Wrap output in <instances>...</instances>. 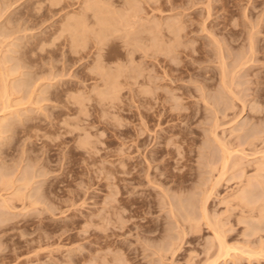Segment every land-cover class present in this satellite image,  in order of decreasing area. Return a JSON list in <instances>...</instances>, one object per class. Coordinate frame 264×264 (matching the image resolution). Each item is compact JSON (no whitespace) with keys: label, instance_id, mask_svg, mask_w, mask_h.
Here are the masks:
<instances>
[{"label":"rangeland","instance_id":"1","mask_svg":"<svg viewBox=\"0 0 264 264\" xmlns=\"http://www.w3.org/2000/svg\"><path fill=\"white\" fill-rule=\"evenodd\" d=\"M86 2L0 0V212L34 211V170L52 198L29 227L0 228V264H210L209 220L230 247L216 264H264V0ZM100 60L119 71L116 95Z\"/></svg>","mask_w":264,"mask_h":264},{"label":"bare ground","instance_id":"2","mask_svg":"<svg viewBox=\"0 0 264 264\" xmlns=\"http://www.w3.org/2000/svg\"><path fill=\"white\" fill-rule=\"evenodd\" d=\"M6 2H7V1H6ZM94 2H97V0H95ZM94 2H91L90 0H88V3L86 2L87 5L84 6L83 8H85V10H87V8L91 9V7L93 6L92 9H94L95 7H98V11H99V8L103 11L102 8L105 6L104 8H105V11H106V8H110V7L113 5V4L111 3L112 5L110 6V5L107 3L108 6H106V3H105V2H102V4H103V3L105 4V5H104V4L102 5V4H100L99 0H98L99 3H97V4L95 5ZM86 3H85V4H86ZM129 3H130V2H129ZM129 3H128L127 5H129ZM82 4H83V3H82ZM130 4H131V3H130ZM132 4H133V3H132ZM135 4L138 5V3H135ZM7 5H8V4H7ZM73 5H74V4H73ZM9 6H10V5H9ZM109 6H110V7H109ZM129 6L131 7V6H133V5H129ZM134 6H135V5H134ZM113 7H114V5H113ZM115 7H117V6H115ZM137 7H139V5H138ZM174 7H175V6H174ZM174 7H173V8H174ZM131 8H132V7H131ZM110 9H111V8H110ZM128 9H129V8L126 9L127 12H128ZM133 9H134V8H133ZM107 10H108V9H107ZM129 10H132V9H129ZM137 10H138V9H137ZM209 10H210V9H209ZM94 11H95V10H94ZM102 11H101V12H102ZM105 11H103V12H105ZM210 11H211V10H210ZM210 11H209V13H210ZM122 12H124V15H125V16H122L123 14H121L120 18L123 17L122 19L124 20L125 17H126V14H127V16H128V13H127V12L125 13V10H123ZM132 12H133V11H132ZM135 12H136V10H135ZM181 13H182V12H181ZM83 14H84V13H83ZM75 18H76V17H75ZM79 18H80V17H79ZM127 18H128V17H127ZM82 19H83V18H82ZM122 19L120 20V21H122L121 23H123V20H122ZM76 21H77V20H76ZM84 21H85V20H84ZM125 21L127 22L128 20L125 19ZM79 22H80V20H79ZM177 22H178V21H177ZM80 23H82V22H80ZM123 24H124V23H123ZM169 24H172V23H169ZM214 24H215V23H214ZM84 25H85V23H84ZM172 25H173V24H172ZM172 25H169V27L171 28ZM181 25H182V24H181ZM175 26H176V25H175ZM178 26H179V27H178ZM217 26H218V25H217ZM177 27L180 29L181 26H180V25H177ZM185 27H186V26H185ZM108 28H109V27H108ZM108 28H107V29H108ZM178 28L175 29L177 32H178V30H177ZM206 28H207V27H206ZM217 28H218V27H217ZM217 28H216V29H217ZM219 28H220V27H219ZM82 29H83V28H82ZM110 29H111V28H110ZM115 29H116V28H114V30H115ZM171 29L174 30L173 28H171ZM104 30L107 31V32H105L106 37L108 36L107 34L109 33V31H111V32L114 31V30L112 31V30H109V29H108V30H109V31H108V30H106L105 28H104ZM180 30H181V29H180ZM180 30H179V32L181 33L182 30H181V31H180ZM220 30H221V29H220ZM176 31H174L175 36H178V39H179V38H180V37H179V34H180V33L178 34ZM184 31H185V30H184ZM102 32H103V31H102ZM102 32H101V34H102ZM127 32H129V31H127ZM78 33H79V32H78ZM80 33H81V32H80ZM82 33H83V32H82ZM176 33H177V35H176ZM214 33H215V32H214ZM217 33H218V32H217ZM101 34L99 35L98 38H100V36H103V35H104V34H102V35H101ZM127 34H128V33H127ZM181 34H182V33H181ZM181 34H180V35H181ZM77 35H78V34H77ZM79 35H80V34H79ZM105 35H104V36H105ZM80 36H82V37H77V38H76V42H75V44H74V47H75V46H77V47L79 46V51H80L81 48H83V47L85 46V44L88 42V41L86 42V40H87L88 38H87V39H83L84 37L86 38L87 35L83 34V35H80ZM104 36H103V37H104ZM103 37H102V38H103ZM106 37H104V38H106ZM104 38H103V39H104ZM182 38H183V37H182ZM219 38H220V37H219ZM101 40H102V39H101ZM176 42H177V41H176ZM176 42H174L175 47H173V46H174L173 43L171 44L172 46H170V45H169L170 43H168L167 46L165 47V45H166L165 42H164V46L162 47V45H161L162 42H160V41H159V42L156 41V43L153 44V45H155V47H156V46H158V47L161 46V47H159V48H162V49H160V51H161V50L164 51V52H165V51H167V52H168V51H169V52L172 51L173 53H175V55H177V54L179 55V53H180V54L183 53V50H184V49H178V48H177V47H178L177 44H175ZM178 42H180V41H178ZM180 43H181V42H180ZM180 43H179V44H180ZM215 43H216V41H215ZM135 44L138 45V44H140V42L138 41V42H136ZM86 45H87V44H86ZM228 45H229V44H228ZM82 46H83V47H82ZM176 46H177V47H176ZM181 46H182V45H181ZM80 47H81V48H80ZM229 47H230V46H229ZM252 47H253V46H252ZM75 48H76V47H75ZM164 48H165V50H163ZM218 48H219V47H218ZM77 49H78V48H77ZM189 49H190V48H189ZM158 50H159V49H158ZM6 51H7V50H6ZM219 51H220V50H219ZM252 51H253V50H252ZM167 52H166V53H167ZM184 52H185V51H184ZM191 52H192V51H191ZM167 54H168V55H171V53H167ZM173 55H174V54H173ZM173 55H172V56H173ZM237 56H238V55H237ZM164 57H165V55H164ZM177 57H178V56H176V58H177ZM168 58H169V56H168ZM171 58H172V57H171ZM179 58H180V57H179ZM236 58H237V57H236ZM164 59H165V58H164ZM174 59H175V58H174ZM174 59H172V60H174ZM157 60H158V59H157ZM175 60H176V59H175ZM221 60H222L221 62L224 64V62H225V58L223 59V57H222ZM169 61H171V60H169ZM246 61H247L246 59H245L244 61H243V60H242V61L239 60L237 66H238V67H240V66L242 67V66L244 65V63H246ZM248 61H249V60H248ZM190 62H191V61H190ZM177 63H178V62H177ZM177 63H176V64H177ZM194 63H195V62H194ZM152 64H153V63H152ZM179 64H180V62H179ZM179 64H178V65H179ZM227 64H228V63H227ZM181 65H182V64H181ZM120 66L122 67L121 69H123V67H125V65H121V64H120ZM174 66H175V64H174ZM179 66H180V65H179ZM190 66H191V65H190ZM97 67H98V68H96V69L102 71V72H101V73H103L102 75H108L107 78H104V79H106L105 82L107 83V86H108V87H107L106 89H104V90H108V91H107V92H106V91H103V92H105L107 95H108V93H109V94L116 95V93H117L118 91H120V90H119V80L117 79V77H119V75L117 74V72L119 73V71L116 69V71H114L115 74H114V72L112 73L111 68H108L107 65H106L102 60L99 61V64L97 65ZM126 67H127V66H126ZM126 67H125V68H126ZM128 67H129V66H128ZM170 67H172V66H170ZM182 67H183V66H182ZM176 68H177V67H176ZM176 68H174V69H176ZM228 68H229V67H228ZM247 68H248V66H247ZM118 69L120 70V68H118ZM165 69H166V68H165ZM167 69H168V68H167ZM224 69H225V67H224V68L222 67V70H223V71H224ZM163 70H164V69H163ZM17 71H18V70H17ZM121 71H124V70H121ZM121 71H120V72H121ZM177 71H178V69H177ZM223 71H222V73H226V71H225V72H223ZM2 72H3V70H2ZM4 72H5V71H4ZM4 72H3V73H4ZM164 72H165V71H164ZM166 72H167V71H166ZM166 72H165V73H166ZM247 72H248V71H247ZM15 73H16V72H15ZM229 73H230V72H229ZM113 74H114V76H112ZM171 74H172V72H171ZM181 74H182V73H181ZM204 74H205V73H204ZM2 75L5 76L4 74H2ZM6 75H7V74H6ZM27 75H28V74H27ZM175 75H176V74H175ZM179 75H180V73H179ZM223 75H224V74H223ZM231 75H232V74H231ZM167 76H168V75H167ZM188 76H189V75H188ZM201 76H205V75L201 74ZM226 76H227V74H226ZM226 76L224 75V80H225V77H226ZM206 77H207V76H206ZM235 77H236V76H235ZM1 78H2V77H1ZM6 78H8V77H6ZM178 78H180V77H178ZM2 79H3V78H2ZM2 79H1V80H2ZM204 79H205V77H204ZM173 80H174V78H173ZM175 80H176V78H175ZM175 80H174V81H175ZM199 80H200V79H199ZM222 80H223V79H222ZM224 80H223V82H225V86H226V82H228L229 80H228V81H224ZM237 80H238V79H237ZM3 81H5V82H4V83H5V86H4V84H3V86H4V91H5V93H9L10 91L7 92V90H8V88H7V87H8V86H7V82H6L5 79H3ZM176 81H177V80H176ZM210 81H211V80H210ZM150 82H151V83H150V84H151L150 87H151L152 89H154L155 84H158L157 81L153 79V77L151 78ZM202 82H203V81H202ZM231 82H232V81H231ZM31 83H32V82H29V84H31ZM180 83H181V82H180ZM240 83H241V82H240ZM29 84H28V85H29ZM228 84L231 85L232 83L229 82ZM8 85H9V84H8ZM177 85H178V84H177ZM180 85H181V84H180ZM29 86H30V85H29ZM183 86H184V85H183ZM200 86H201V85H200ZM225 86H224V87H225ZM232 86H233V85H232ZM20 87H21V86H20ZM25 87H26V86H25ZM21 88H22V87H21ZM21 88L18 89V91H19V90H22ZM30 88H31V87H30ZM197 88H198V87H197ZM226 88H227V87H226ZM229 88H231V87H229ZM233 88H234V87H232V90L235 91ZM9 89H10V88H9ZM23 89H24V88H23ZM148 90H149V89H148ZM224 90H225V89H224ZM224 90H223V91H224ZM229 90H231V89H229ZM229 90L227 89V92H228ZM232 90L228 92V95L230 96V97H229V98H230V101H229L230 104H232V102L234 101V97L236 98V95L238 96V92H233ZM176 91H177V90H176ZM202 91H203V90H202ZM218 92H219V90H218ZM231 92H232V93H236V94H233V95H232ZM203 93H204V92H203ZM219 93H220V92H219ZM222 93H224V92H222ZM229 93H231V94H229ZM102 94H103V93H102ZM106 94H105V95H106ZM225 94H226V93H225ZM2 95H3V94H2ZM7 95H10V94H7ZM179 95H180V94H179ZM184 95H185V94H184ZM5 96H6V94H5ZM108 96H109V95H108ZM180 96H181V95H180ZM182 96H183V95H182ZM216 96H217V95H216ZM226 96H227V95H226ZM226 96L223 94V95H221L220 98L218 97V99L216 100V103H215V106H214V107H216V108L221 107V109H222V105H224V103H225V105H226L227 103H229V102H226V101H227V100L225 99ZM9 97H10V96H9ZM4 98H5V97H3V99H4ZM239 98H240V97H239ZM40 99H41V98H40ZM178 99H179V98H178ZM214 99H215V98H214ZM149 100H150V99H149ZM176 100H177V99H176ZM237 100H238V99H237ZM235 101H236V100H235ZM152 102H153V101H151V103H152ZM175 102H176V101H175ZM5 103H6V102H5ZM235 103H236V102H235ZM259 103H260V102H259ZM152 104H153V103H152ZM176 104H177L176 106H180V107H183V106H184V102H180L179 100H177ZM219 105H221V106H219ZM235 105H236V104H235ZM186 106H187V105H186ZM227 106L229 107V104H228ZM227 106H226V108H227ZM184 108H185V107H184ZM224 108H225V107H224ZM3 109H4V108H3ZM221 109H220V110H221ZM228 109H229V108H228ZM236 109H237V108H236ZM217 110L220 111L219 109L214 110V111H216V114H217V112H218ZM226 110H227V109H226ZM226 110H225V112H226ZM239 110H240V109H239ZM197 111H198V110H197ZM225 112H222V114H223V113L225 114ZM214 113H215V112H214ZM227 113H228V112H227ZM215 116H216V115H215ZM217 116H218V114H217ZM224 117H225V116H224ZM221 119H222V118H221ZM233 119H234V118H233ZM216 120H217V118H216ZM237 120H238V119H237ZM215 122H216V121H215ZM230 122H231V121H230ZM250 123H251V122H250ZM237 124H238V122H237ZM217 126H218V125H217ZM217 126L215 125L214 128H216ZM255 129H256V128H255ZM252 130L254 131V129H252ZM214 131H215V130H214ZM239 132H240V131H239ZM215 133H216V132H215ZM255 134H256V133H255ZM255 134H254V135H255ZM215 135H216V134H215ZM254 135H253V136H254ZM213 136H214V135H213ZM217 137H218V136H217ZM243 137H244V136H243ZM214 138H215V137H214ZM247 138H248V137H247ZM247 138H245V139H247ZM253 138H255V137H253ZM215 139H216V138H215ZM217 139H218V138H217ZM255 139H256V138H255ZM217 141H218V140H217ZM220 141H221V140H220ZM220 141H219V142H220ZM248 141H249V140H248ZM252 141H253V140H252ZM254 142H255V141H254ZM254 142H252V143H254ZM215 143H216V142H215ZM227 143H228V142H227ZM227 143H226L225 140H224V141H221V143H220L221 146L223 147L222 149H224V153H225L223 163H227L226 161L229 159L230 155L232 156V154H233L232 151H234L233 149H231V147L228 146L229 144H227ZM244 143H247V142L244 141ZM249 143H250V141H249ZM255 143H256V142H255ZM255 143H254V144H255ZM217 144H218V143H217ZM250 144H251V143H250ZM242 145H243V144H242ZM220 148H221V147H220ZM251 148H252V146H251ZM251 148H250V149H251ZM253 149H254V148H253ZM235 151H236V150H235ZM238 151H239V150H238ZM256 151H258V150H256ZM240 152H242V151H240ZM250 153H251V152H250ZM254 153H255V152H254ZM239 154H240V153H238V157H239L238 159L242 158V157H240L241 154H240V155H239ZM256 154H257V153H256ZM244 155H245V154H244ZM252 155H253V154H252ZM260 156H261V155H260ZM255 158H257V157H255ZM253 160H254V159H253ZM255 160H256V159H255ZM237 161H238V160H237ZM239 161H240V160H239ZM251 161H252V160H251ZM259 161H260V160H259ZM259 161H258V162H259ZM255 163H256V162H255ZM259 163H260V162H259ZM262 164H263V163H262ZM224 165H226V164H224ZM259 165H260V164H259ZM258 167H259V166H258ZM258 167H257V168H258ZM255 169H256V168H255ZM259 169H260V168H259ZM261 169H262V168H261ZM261 169H260V170H261ZM220 171H221V170H220ZM256 171H257V169H256ZM263 171H264V170H263ZM254 172H255V171H254ZM257 172H258V171H257ZM257 172H256V173H257ZM42 173L44 174V173H46V172H42ZM42 173H41V172H37V171L35 172V170H34V173H33V174L31 173L32 175H30V176H28V178H26V179H27V180H26V185H25V183H24V186H26V187H30L31 185H29V184H30L32 181H34V184L36 183L35 181H37V183H38V181H39L38 185H37V184L34 185L35 187L38 186L37 188H35V187L32 185V187H34L33 190L35 189V190H34V192H36L35 194H34L33 190L30 189V190H31L30 192H32V193H31V196L36 197V198H32V197L30 196V200L32 199L30 204L34 206V208H33L34 211L32 210V212H31V209H29V208H31V206H30V204H29V206H27V205H28V204H27V205H25V207H27V208L29 207L28 209L30 210V213L28 212V214H27V212H25V213L16 212V210H11V209L14 207L15 203H13V202L11 203V202H10V204H8V209H7V211H5V213H4V211H3V212H0L1 215H2V213L6 214L7 212H8V214H9V217H8V215L6 214L7 217H8L7 220H6V222L4 221V223H3L2 219H4V218H2V219L0 220V222L2 221V222L0 223V228H2L3 226H5V227H6V226H7V227H8V226L13 227L14 225L18 224L19 221L17 222V220H18L17 218H19V216H22L20 219H22V220L24 221V225L26 224L25 226H27V225H28V222L31 221L36 215H39L40 213H44V212H46V210H49V209H50V207H49V206H50V203L48 204V201H47V200H48L49 198H51V194H50V190H49V189L51 188V184L48 183V182L46 183V181L44 180V179H46V177L43 178V176L40 175V174H42ZM256 173H255V175H256ZM47 174H48V172H47L45 175H47ZM257 174H258V173H257ZM45 175H44V176H45ZM258 175L260 176V174H258ZM261 175H262V178H263L264 175L262 174V172H261ZM25 176H27V175H25ZM40 176H41L42 178H41ZM223 176H224V175H223ZM259 176H257V177H259ZM3 177H4V176H3ZM38 177H40L41 179H40V178L38 179ZM2 179H3V178H0V182L4 181V180H2ZM37 179H38V180H37ZM6 180H7V177H6ZM20 180H21V178H20ZM43 180H44V181H43ZM254 180H255V179H254ZM262 181H263V180H262ZM11 182H12V181H11ZM23 182H24V181H23ZM44 182H45V183H44ZM5 183H6V184H7V183L10 184V181H9V182H5ZM5 183H4V184H5ZM27 183H28V185H27ZM259 183H260V182H259ZM8 184H7V185H8ZM49 184H50V185H49ZM12 185H13V184H12ZM8 186H9V185H8ZM8 186H7V187H8ZM13 186H14V185H13ZM18 187H19V186H18ZM18 187H17V189H19ZM32 187H30V188H32ZM15 188H16V187H15ZM213 189H214V188H213ZM19 190H20V189H19ZM21 190H22V187H21ZM36 190H37V191H36ZM261 190H262V189H261ZM22 191H23V190H22ZM24 191H25V190H24ZM24 191H23V192H24ZM27 192H29V191H27ZM25 193H26V192H25ZM37 193L39 194V196H37ZM195 193H196V192H195ZM195 193H193V195H194ZM211 193H213L212 190H209V192L206 193L207 195H206V197H205V200L208 199V198H210L209 195H210ZM243 193H245V192H243ZM28 194L30 195V193H28ZM28 194H26V197H29V196H27ZM190 194H191V193H190ZM197 194H198V193H197ZM24 195H25V194H24ZM34 195H35V196H34ZM195 195H196V194H195ZM199 195H200V194H199ZM242 196H243V195H242ZM246 196H248V194H247ZM37 197H38V198H37ZM23 198H24V197H23ZM196 198H197V197H196ZM201 198H202V197H201ZM247 198H248V197H246V198L244 197L245 200H246ZM24 199H25V198H24ZM51 199H52V198H51ZM242 199H243V197H242ZM10 200H11V199H10ZM30 200H29V201H30ZM198 200H199V199H198ZM249 200H250V199H249ZM249 200H248V202L251 201V200H250V201H249ZM11 201H12V200H11ZM29 201H28V202H29ZM190 201H191V200H190ZM200 201H201V200H200ZM246 201H247V200H246ZM5 202H6L5 199H4L2 202L0 201V204L2 205V206H0V209H1V207L4 208L3 204L5 205ZM193 202H194V201H193ZM197 202H198V201H197ZM202 202H204V201H202ZM248 202H247V203H248ZM257 202H258V201H257ZM2 203H3V204H2ZM8 203H9V200H8ZM195 203H196V201H195ZM198 203H199V202H198ZM39 204H40V205H39ZM51 206H52V205H51ZM192 206H193V205H192ZM198 206H199V205H198ZM200 206H201V205H200ZM200 206H199V207H200ZM203 206H204V215H205V212L207 211V209L205 208L206 203H204ZM51 208H52V207H51ZM10 213H11V214H10ZM4 214H3V216H5ZM208 214H209V213H208ZM1 215H0V216H1ZM206 216H207V213H206ZM208 216H209V215H208ZM208 216H207V217H208ZM40 217H41V216H40ZM42 217H43V216H42ZM212 217H213V216H212ZM43 218H44V217H43ZM202 218H203V217H202ZM5 219H6V217H5ZM20 219H19V220H20ZM208 219H210V218L208 217L207 220H208ZM214 219H215V218H214ZM41 220H42V219H40V221H41ZM211 220H213V219H211ZM42 221H43V220H42ZM216 221H217V220H215V221L213 220V224H214V222L216 223ZM209 222H211L210 225H211V227H213V229H214L215 237H216V240H217V243H216L215 245L218 247V250H219V252L217 251V252H218V253H217L218 255H217V256H216V257L210 262V264H216V263L219 262L220 260H224V258H226V257L229 255V253H230L229 248H230V247L228 246V244H227L226 241H225V240H226V238L224 237L225 234L223 235V234H222L223 232H220L221 229H222L221 225H220V228H221V229H219V225H218V224H217L218 227L215 228L216 224H215L214 226H212V225H213V224H212V221L209 220ZM209 222H208V223H209ZM2 223H3V224H2ZM218 223H219V222H218ZM22 224H23V223H22ZM48 225H49V224H48ZM256 225H257V224H256ZM27 227H29V226H27ZM256 227H258V225L255 226V228H256ZM47 228H48V227H47ZM217 228H218L219 230H218ZM211 231H212V230H211ZM46 237H47V236H46ZM46 237H45V238H46ZM48 239H49V237H48ZM44 241H45V240H44ZM234 247H235V246H234ZM234 247H233V248H234ZM234 249H235V248H234ZM236 249H237V248H236ZM239 249H240V248H238V250H239ZM231 250H232V247H231ZM251 250H252V249H251ZM222 251H223V252H222ZM246 251H247V250H246ZM248 251H249V250H248ZM255 251H256V250H255ZM249 252H250V251H249ZM251 253H256V252H251ZM248 254H249V253H248ZM256 254H257V253H256ZM250 255L252 256L253 254H250ZM248 256H249V255H248ZM255 256H256V255H255ZM221 258H222V259H221ZM251 258H252V257H251ZM208 264H209V263H208Z\"/></svg>","mask_w":264,"mask_h":264}]
</instances>
